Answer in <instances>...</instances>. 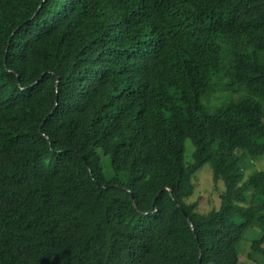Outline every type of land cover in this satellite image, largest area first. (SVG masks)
Segmentation results:
<instances>
[{
	"label": "trees",
	"instance_id": "1",
	"mask_svg": "<svg viewBox=\"0 0 264 264\" xmlns=\"http://www.w3.org/2000/svg\"><path fill=\"white\" fill-rule=\"evenodd\" d=\"M257 96L264 0H0V264H246L250 227L264 255Z\"/></svg>",
	"mask_w": 264,
	"mask_h": 264
},
{
	"label": "rangeland",
	"instance_id": "2",
	"mask_svg": "<svg viewBox=\"0 0 264 264\" xmlns=\"http://www.w3.org/2000/svg\"><path fill=\"white\" fill-rule=\"evenodd\" d=\"M240 90L233 91V89H225L222 86H216L215 90L206 98L203 99V103L206 110L211 112L218 105H222L228 100L238 98L240 95L247 94L245 87H240ZM257 98L264 105V98L257 96ZM193 144L190 138L185 141V161L189 163L192 159ZM110 157H103V170L107 176L112 175V168L110 166ZM255 168L264 169V158L255 161ZM251 168L246 169V173H250ZM192 182L194 184V192L191 196L186 198L187 202H198L197 210L202 213H206L212 208H217L220 205V194L224 190L223 181H219L215 185L213 180V169L210 162H206L202 167L198 168L192 176ZM261 235V230L258 227H250L245 233L244 237L238 243V251L242 261L246 264H256L258 262H264L263 254H255L254 259L248 257L250 251V244L255 237ZM264 246V244H263ZM212 264V263H210Z\"/></svg>",
	"mask_w": 264,
	"mask_h": 264
},
{
	"label": "water",
	"instance_id": "3",
	"mask_svg": "<svg viewBox=\"0 0 264 264\" xmlns=\"http://www.w3.org/2000/svg\"><path fill=\"white\" fill-rule=\"evenodd\" d=\"M185 215L187 216V214L185 213ZM187 219H188V221L191 223V220L187 217ZM191 225H192V223H191Z\"/></svg>",
	"mask_w": 264,
	"mask_h": 264
}]
</instances>
